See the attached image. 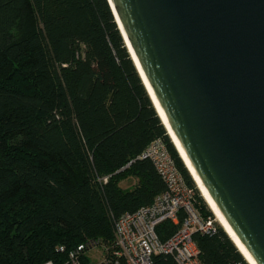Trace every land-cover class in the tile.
I'll list each match as a JSON object with an SVG mask.
<instances>
[{"label": "trees", "instance_id": "obj_1", "mask_svg": "<svg viewBox=\"0 0 264 264\" xmlns=\"http://www.w3.org/2000/svg\"><path fill=\"white\" fill-rule=\"evenodd\" d=\"M157 138L212 214L109 1L0 0V264H67L86 243L113 251L116 220L167 191L154 161L141 158ZM129 178L135 184L124 188ZM221 227L194 236L201 260L249 264ZM177 229L166 221L158 234L167 240ZM88 249L82 264H93ZM152 264L178 263L155 256Z\"/></svg>", "mask_w": 264, "mask_h": 264}, {"label": "water", "instance_id": "obj_2", "mask_svg": "<svg viewBox=\"0 0 264 264\" xmlns=\"http://www.w3.org/2000/svg\"><path fill=\"white\" fill-rule=\"evenodd\" d=\"M108 1L158 115L141 70L215 205L264 264V0Z\"/></svg>", "mask_w": 264, "mask_h": 264}, {"label": "built area", "instance_id": "obj_3", "mask_svg": "<svg viewBox=\"0 0 264 264\" xmlns=\"http://www.w3.org/2000/svg\"><path fill=\"white\" fill-rule=\"evenodd\" d=\"M141 158L154 161L168 186L167 191L151 205L116 220L112 259L104 264H152L155 256H172L178 264H205L194 236L215 235L220 226L216 217L202 210L196 191L180 174L163 139H155ZM166 221L178 225V229L169 239L162 240L158 227ZM93 245H79L70 252L67 264H82L79 256ZM64 250L63 246L59 247V251Z\"/></svg>", "mask_w": 264, "mask_h": 264}, {"label": "bare ground", "instance_id": "obj_4", "mask_svg": "<svg viewBox=\"0 0 264 264\" xmlns=\"http://www.w3.org/2000/svg\"><path fill=\"white\" fill-rule=\"evenodd\" d=\"M126 42H127V46H129L130 51L132 52L134 58L136 59V62L139 65L138 59L135 55V52L132 48V45L130 44L129 40L126 38ZM141 68V67H140ZM142 76L148 86V89L153 97V100L157 106V109L159 111L160 117L163 120V123L167 129V132L173 142V144L175 145L180 157L182 158L186 168L188 169L189 173L191 174L192 178L194 179L198 189L201 192V195L203 196V198L205 199V201L207 202L208 206L210 207V209L212 210V212L214 213L217 221L220 223V225L224 228V230L228 233V235L231 237V239L233 240V242L235 243V245L238 247L239 251L243 254V256L245 257V259L247 260V262L249 264H257L254 259L251 257V255L249 254V252L246 250V248L244 247V245L242 244V242L240 241V239L237 237V235L235 234V232L233 231V229L230 227V225L228 224V222L226 221V219L224 218V216L221 214V212L219 211V209L217 208V206L215 205L214 199L211 197L210 193L208 192V190L206 189L205 185L203 184L202 180L200 179V177L198 176L196 170L194 169L192 163L190 162L188 156L186 155L182 144L180 142V140L178 139L177 135L175 134L169 120L168 117L165 113V111L163 110V108L161 107L158 99L156 98L153 89L151 88L150 84L148 83L147 79L144 76L143 71L141 70Z\"/></svg>", "mask_w": 264, "mask_h": 264}, {"label": "rangeland", "instance_id": "obj_5", "mask_svg": "<svg viewBox=\"0 0 264 264\" xmlns=\"http://www.w3.org/2000/svg\"><path fill=\"white\" fill-rule=\"evenodd\" d=\"M136 180L133 178L126 179L121 182V185L124 188H132L135 184ZM196 185V183H195ZM197 191L199 192L201 198L202 195L196 185ZM204 200V198H203ZM205 201V200H204ZM205 204L207 205L206 201ZM207 208L211 211L210 207L207 205ZM211 213L214 215V213L211 211ZM215 216V215H214ZM221 227V225H220ZM222 228V227H221ZM87 256L91 263L93 264H104L105 262H110L112 259V250L111 247H106L103 244H95L90 249L87 250Z\"/></svg>", "mask_w": 264, "mask_h": 264}]
</instances>
